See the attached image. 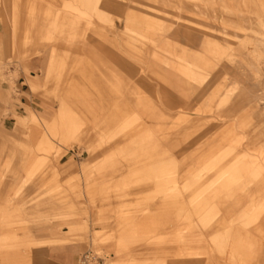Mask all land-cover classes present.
Here are the masks:
<instances>
[{"label": "rangeland", "instance_id": "1", "mask_svg": "<svg viewBox=\"0 0 264 264\" xmlns=\"http://www.w3.org/2000/svg\"><path fill=\"white\" fill-rule=\"evenodd\" d=\"M101 1L89 10L79 0L69 9L63 0H0V82L10 87L0 120L15 103L29 113L26 123L16 119L21 131L0 126V189L9 185L0 198L34 210L4 228L17 233L31 224L54 235L35 245L76 244L100 264H264V215L247 228L234 224L249 236L246 263L232 258V238L222 252L210 241L243 203L264 196V175L251 163L264 141V41L257 45L255 34L264 0ZM88 14L91 26L83 19ZM124 23L155 44L124 31ZM166 53L189 67V78L161 56ZM28 75L40 85L29 88ZM33 101L37 116L30 113ZM57 115L78 139L50 132ZM222 151L246 163L247 186L221 195V210L201 230L202 243L181 242L179 227L183 232L213 215V204L190 199L218 174L205 171L206 160ZM161 171H170L171 194L158 193ZM200 173L198 185H188ZM189 245L204 246L205 253L192 254Z\"/></svg>", "mask_w": 264, "mask_h": 264}, {"label": "bare ground", "instance_id": "2", "mask_svg": "<svg viewBox=\"0 0 264 264\" xmlns=\"http://www.w3.org/2000/svg\"><path fill=\"white\" fill-rule=\"evenodd\" d=\"M80 3L87 9L89 10H96L97 8L100 7V3L102 2L101 0H79ZM72 0H63V7L69 9V7L73 6V3H71ZM102 9H105L103 7H101ZM197 10H199L200 12H203L204 9L195 7ZM57 11V10H56ZM213 12V11H212ZM69 14V13H68ZM208 14V13H207ZM65 15V14H64ZM70 15V14H69ZM202 17H204L206 14L201 13ZM74 16V15H73ZM72 16V17H73ZM213 18V14L211 15ZM208 17V16H207ZM2 18V17H1ZM62 18V17H61ZM108 18V17H107ZM85 21V24L87 26H91L93 24L92 19H91V15L88 14V16H86L85 18H83ZM129 20L130 18L127 16L126 20ZM209 19V17H208ZM258 21V27L260 28L259 31L255 30V34L258 35L257 36V45H259L261 43V41H264V14H258L257 17ZM54 20V19H53ZM52 22L54 24L55 21ZM79 21V20H78ZM205 25H212L210 23H208L205 19L202 20ZM125 24L124 27V31L126 32H131L130 28L132 27L131 24ZM79 26V24H78ZM34 27V25H33ZM127 27V29H125ZM130 27V28H128ZM66 28V26H65ZM134 28V27H132ZM63 29V28H62ZM105 29V28H104ZM137 30V28H135ZM156 29V28H154ZM216 31H221V29H215ZM115 31V30H114ZM142 31V29H141ZM144 31V30H143ZM142 31V32H143ZM66 32V30H65ZM69 32V31H68ZM75 32V30H74ZM62 33V32H61ZM134 33V32H131ZM63 34V33H62ZM70 34V32H69ZM135 34V33H134ZM134 37L136 39H142L144 41H148L150 44H155V40L151 39V38H147L144 35H139L135 34ZM229 38V36H228ZM125 39V38H124ZM151 39V40H150ZM133 40V39H132ZM147 42V43H148ZM120 43V42H119ZM160 44V43H159ZM45 45V44H44ZM54 46V45H53ZM166 47V46H165ZM158 48V47H157ZM44 49V48H43ZM86 50V48H85ZM89 51V50H88ZM151 51V50H150ZM260 51V50H259ZM256 52V51H255ZM86 53V52H85ZM91 53V52H90ZM147 53V52H146ZM145 53V54H146ZM87 54V53H86ZM159 54L158 52H153V56ZM263 54V53H262ZM93 55V54H92ZM148 55V54H147ZM164 55V54H163ZM161 55L163 58H165L167 60L168 63H170V65L173 67V69H175L178 74L183 77V78H189V76L191 75L189 73V67H186L182 62H177L175 61V63H173V59L171 57L170 54L166 53V55ZM91 57V56H90ZM95 57V56H94ZM101 58V57H100ZM55 56L51 55L50 59H49V63L48 64H52V62L54 61ZM158 59V58H157ZM160 60V58H159ZM95 61V60H94ZM99 61V60H98ZM151 61V60H150ZM153 61V60H152ZM151 61V62H152ZM156 61V60H155ZM106 62V61H105ZM262 62V61H261ZM160 63V62H159ZM102 64V63H101ZM100 64V65H101ZM179 64V65H178ZM47 65V64H46ZM64 66V65H63ZM110 66V65H109ZM98 67V65H97ZM104 67V66H103ZM179 67V68H178ZM51 68V67H50ZM62 68V67H61ZM101 68V67H100ZM99 68V69H100ZM106 68V67H105ZM112 69V68H111ZM172 69V68H170ZM51 70V69H50ZM63 71V70H62ZM50 74V72H48ZM61 73V71L59 72V74ZM111 73V72H110ZM48 75V74H47ZM50 78V77H49ZM110 78V77H109ZM50 80V79H49ZM48 80V81H49ZM108 80V79H107ZM110 80V79H109ZM112 80V79H111ZM191 80V79H190ZM260 81V80H259ZM182 82V81H180ZM127 83V82H126ZM40 85L38 82H33L31 84L32 88L36 87ZM60 87V86H59ZM119 87V86H117ZM125 88V87H124ZM175 88L177 90H179L180 94L183 95L185 94L184 92H186V89L183 88V84L177 82L175 85ZM140 90V88H138ZM263 90V89H262ZM140 92V91H139ZM122 93V92H121ZM264 94V93H263ZM262 94V95H263ZM124 95V94H123ZM257 97V96H256ZM145 102V101H144ZM149 103V102H148ZM258 103V102H257ZM256 105V104H255ZM185 106H188V104H185ZM257 107V106H256ZM259 108V107H258ZM260 109V108H259ZM138 112V111H137ZM147 112V111H146ZM259 113V115L261 114L263 116V113L258 110L257 111ZM140 113V111L138 112ZM149 113V112H147ZM154 114V113H153ZM180 115L185 116L184 113H181ZM154 116V115H153ZM157 116V115H156ZM162 116V115H161ZM258 116V115H257ZM158 119V117H157ZM263 120V118H261ZM95 120V119H93ZM61 117L59 115H57L56 117L52 118L51 125H50V132L56 136H60L61 138L65 139V140H70L73 139L75 136H71L66 130V126H63V122H61ZM161 121V120H159ZM160 123V122H159ZM163 123V122H162ZM65 125V124H64ZM96 125V124H95ZM65 128H63V127ZM150 126V125H149ZM165 126V125H164ZM126 127V126H124ZM150 128V127H149ZM164 128V127H163ZM118 129H122V128H118ZM159 130V129H158ZM78 139V136H76ZM80 138V137H79ZM263 141V140H262ZM234 151V150H233ZM233 151H222L221 153L217 154L215 156V158H213L212 160H206L207 164L205 166V171H210L212 169L218 171V174H216L215 178L211 179L205 186L202 185L201 189L197 190L195 189L193 191V193H195V195H193L191 197L190 200H192L193 202H199L201 204H213L214 208L213 210V215L211 218H209V220L206 219H202L199 222H194L191 225L186 226L185 231L181 232L180 230H182V227L178 228V240L181 242H187L190 243V245H193L191 243H200L201 241H203L202 238V233L201 230L203 228H205L206 226H208L210 224V222L212 221V219L216 216V214L221 210L220 204L221 201H223L221 195L224 194L228 195V196H234L237 191H241L244 190V188L247 186V184L245 182L242 181V176L243 174L246 172L247 170V166L246 163H244L242 160L237 159V158H231L228 157L229 154L233 153ZM252 162L254 164V167L257 168V170L264 175V141L262 143H260L259 145H257L256 147H254L253 151H252ZM209 159V158H207ZM32 163V162H31ZM176 165V164H175ZM36 162L33 163L32 168H35ZM245 166V167H244ZM225 168V169H224ZM167 169V168H166ZM208 169V170H207ZM222 169H224L222 171ZM235 170L236 172V176L232 175L231 173H233V171ZM163 172V173H162ZM170 171H161V175L160 177L157 176L156 179V185L159 186L160 182L162 183L161 186L158 187L159 191L158 193L161 194H171L173 192V187L172 185H170V181H169V177H167L168 175H170L169 173ZM230 174V176H229ZM165 175V177L163 176ZM238 175V176H237ZM201 176L202 174H193L192 177H190V183L188 185L192 186L194 184L198 185V183L201 180ZM144 177V176H143ZM262 178L264 179V176H262ZM253 181V180H252ZM192 184V185H191ZM219 186V187H218ZM179 187V186H178ZM199 187V186H198ZM234 187V188H233ZM264 187V184H263ZM185 189V188H184ZM197 190V191H196ZM196 191V192H195ZM178 194H182V190L178 189L177 190ZM204 194L203 198H197V196L199 194ZM197 195V196H196ZM257 199L256 195L251 197L249 202H245L243 203L242 207L240 208V210L234 215V217L232 219L229 220L228 225L226 226L225 230L219 233H216L215 235H213L210 238V241L212 242L211 244H213V248H215V251L218 252H222L225 251L227 244L229 242V240L232 238V240H234V244L230 241L229 244V250L232 252V258L237 260L239 259L238 257H240L239 260L242 259V257L244 256H248L249 255V251H250V243L248 240V234L243 235V233L239 232L238 230H235L234 228V224L238 223L240 224L242 227L247 228L250 225H252L255 221L259 220L261 215H264V196L262 198H259V195L257 193ZM160 197V196H159ZM197 198V199H196ZM227 198V197H226ZM160 199V198H159ZM231 199V198H230ZM227 200V199H226ZM0 201H4V199L0 198ZM187 201V200H186ZM191 201V202H192ZM192 202V203H193ZM196 209V208H195ZM94 212V213H93ZM167 212V211H166ZM170 212V211H169ZM165 213V212H164ZM94 214H96L95 211H91V216H94ZM165 216V219L167 217ZM172 215V214H171ZM164 216V215H163ZM170 216V215H169ZM168 216V218H169ZM210 217V216H209ZM167 218V219H168ZM223 220L226 221V216L223 215L222 217ZM175 220V219H174ZM221 220V219H220ZM221 220V221H223ZM245 221V222H244ZM162 224V222H161ZM175 224V223H174ZM164 225V224H163ZM161 225V226H163ZM171 226V225H170ZM168 228V227H167ZM173 229V228H172ZM175 229V228H174ZM242 229V228H241ZM163 230V229H162ZM244 230V229H243ZM257 230V229H256ZM175 232V231H174ZM172 233V232H171ZM169 234V233H168ZM250 234V233H249ZM172 238V237H171ZM248 240V241H247ZM205 241V240H204ZM202 243V242H201ZM204 243V242H203ZM208 243V242H207ZM189 245V246H190ZM209 246V245H208ZM191 247V253L192 254H198V253H205V249H203L201 247H195V246H190ZM255 248V247H254ZM188 250V249H187ZM257 250H255L256 252ZM235 253V254H234ZM261 253V252H260ZM212 254V253H211ZM229 254V253H228ZM210 256V255H209ZM230 258V257H229ZM248 259V258H247ZM251 259V258H249ZM264 260V259H263ZM220 261V260H219ZM231 262V261H230ZM239 262V261H238ZM241 263H246V260L240 261ZM216 263V261H215ZM250 263V262H249ZM237 264V262H236ZM248 264V263H247Z\"/></svg>", "mask_w": 264, "mask_h": 264}, {"label": "crops", "instance_id": "3", "mask_svg": "<svg viewBox=\"0 0 264 264\" xmlns=\"http://www.w3.org/2000/svg\"><path fill=\"white\" fill-rule=\"evenodd\" d=\"M30 76L28 75L27 77V83L29 88L32 89L31 84L33 82H38L40 84V81L36 78H32L34 76ZM9 90L10 87L6 83L0 82V101L7 97ZM20 103H25V100L21 98ZM34 103L35 102L33 101L30 105V113H32L33 116H37L36 112L40 111V109L33 106ZM10 109V112L7 113L8 116L3 117L0 120L1 129H16L18 131L23 130V128L16 122V119H18L19 123H26L25 121L26 118H28L29 113H27L24 110V107L20 106L18 103H15L14 107ZM13 114H15V116ZM76 136L75 138L77 139ZM15 141L24 142L25 140L17 139ZM32 146H34V144H32ZM33 158L34 157L30 156V158L26 161L31 162L34 160ZM20 159H22V156L18 155L15 157V161L17 163L21 161ZM61 160L59 161V165L62 166L64 161ZM1 162L2 160L0 163ZM23 177L24 175H21V178ZM14 178H19V176ZM8 186L9 185L6 183V185L0 189L1 198L3 194H6L4 188L9 189ZM32 190L34 191V187H27L28 194H30ZM5 203L9 205H6ZM31 213H34L32 208H21L16 205V203H8L7 198L4 199V201H0V264H76L82 253L85 252L84 250L82 253H79V245L64 242H54L47 245H35V242L48 238H54V235L45 234L44 231L36 230L31 224L26 225V230L17 233L14 232L15 230L13 231L4 228V226L8 225L9 222L20 221L22 217H25V215L28 219ZM23 218L22 220H25Z\"/></svg>", "mask_w": 264, "mask_h": 264}, {"label": "built area", "instance_id": "4", "mask_svg": "<svg viewBox=\"0 0 264 264\" xmlns=\"http://www.w3.org/2000/svg\"><path fill=\"white\" fill-rule=\"evenodd\" d=\"M98 260L99 258L91 256L90 253H84L79 257L76 264H100Z\"/></svg>", "mask_w": 264, "mask_h": 264}]
</instances>
